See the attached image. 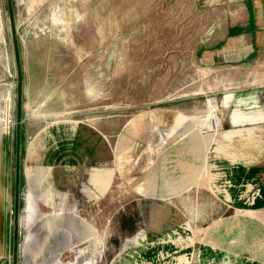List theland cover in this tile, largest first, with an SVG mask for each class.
Returning <instances> with one entry per match:
<instances>
[{
    "label": "rangeland",
    "instance_id": "1",
    "mask_svg": "<svg viewBox=\"0 0 264 264\" xmlns=\"http://www.w3.org/2000/svg\"><path fill=\"white\" fill-rule=\"evenodd\" d=\"M246 22L240 0H0V264H200L207 157L264 149V39L229 57ZM31 140L66 208L50 238L23 219Z\"/></svg>",
    "mask_w": 264,
    "mask_h": 264
},
{
    "label": "crops",
    "instance_id": "2",
    "mask_svg": "<svg viewBox=\"0 0 264 264\" xmlns=\"http://www.w3.org/2000/svg\"><path fill=\"white\" fill-rule=\"evenodd\" d=\"M240 1L245 3L247 22L243 24L245 26L244 33L236 39L241 43H237L232 56H229L234 61H243V58L251 56L250 54L259 47L257 40L264 39V0ZM249 32L253 36L246 35ZM246 38L247 40L253 38L254 46L250 42L246 43ZM244 111H249L248 113L251 114L252 119H248L249 123L252 120V122H264V114L259 115L258 108H253L251 111L245 109ZM245 116L248 118L249 114ZM231 123V126H237L240 122L238 124ZM40 150L41 145L37 144L35 140H31L25 159L28 182L23 219L38 222L34 227V234L45 232V235L50 238V235H53L54 219L57 215L63 214L66 208L60 206V199L52 192L51 183L47 182L46 185L36 186L32 181L37 174L36 163ZM207 164H209L207 179L210 186L207 193H209L211 205L214 204V206L211 208L210 221L203 227L201 234L196 235L197 242L190 239L189 243H186L187 248H190L188 249L189 253L193 249L191 246L197 243L200 264H264V149L262 145L245 146V151L240 150V152L232 151V149L226 151L225 149L224 153L207 157ZM110 173L111 171H107L105 175V170L102 172L97 170L92 175L91 185L95 189L92 197H98L100 180L107 181ZM69 183L79 185L78 178L74 177V180ZM68 185L65 196L72 198V194H70L72 187H68ZM79 190L80 193L87 191L81 185ZM200 191L196 189L189 191L194 195L193 200L184 196V203H194L193 206L184 205L185 210L192 207L195 211L198 209H196L197 204L202 203ZM168 193H159V195L167 196ZM88 195L91 196L88 193L87 198H89ZM59 197L61 198L60 195ZM199 200L201 201L197 202ZM75 206V208L73 207L74 211L81 208L79 205ZM74 211L72 210V212ZM197 217L195 215V222ZM194 220L185 217L189 226L197 227L198 224L192 223ZM186 233L188 234V231ZM190 234L192 235L191 232ZM188 256L192 258V255Z\"/></svg>",
    "mask_w": 264,
    "mask_h": 264
},
{
    "label": "bare ground",
    "instance_id": "3",
    "mask_svg": "<svg viewBox=\"0 0 264 264\" xmlns=\"http://www.w3.org/2000/svg\"><path fill=\"white\" fill-rule=\"evenodd\" d=\"M218 121V120H217Z\"/></svg>",
    "mask_w": 264,
    "mask_h": 264
}]
</instances>
